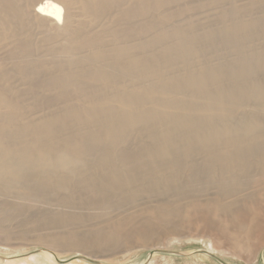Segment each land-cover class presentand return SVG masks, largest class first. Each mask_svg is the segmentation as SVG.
<instances>
[{
  "label": "rangeland",
  "instance_id": "1",
  "mask_svg": "<svg viewBox=\"0 0 264 264\" xmlns=\"http://www.w3.org/2000/svg\"><path fill=\"white\" fill-rule=\"evenodd\" d=\"M33 1L0 0V166L19 167L15 177L0 176V264H264V241L250 250L242 238L264 224V104L246 96L264 88V0H103L90 10L71 0L66 35L34 24ZM151 59L154 75H130L128 67L136 72ZM99 65L116 77L103 84L108 94L116 82L162 95L146 91L150 100L139 103L123 92L125 109L98 106L79 121L74 115L97 104L90 93L101 85L87 75ZM207 72L214 76L202 92H191L188 81ZM164 91L173 103L160 111ZM216 94L230 96L207 99ZM202 102L222 108L206 116ZM152 113V124L129 128V114ZM250 121L252 130L239 128ZM108 122L117 140L103 138ZM228 123L237 131L209 138ZM62 158L75 164L63 168ZM199 210L205 224L194 219ZM206 224L224 234L213 252L200 236Z\"/></svg>",
  "mask_w": 264,
  "mask_h": 264
},
{
  "label": "bare ground",
  "instance_id": "2",
  "mask_svg": "<svg viewBox=\"0 0 264 264\" xmlns=\"http://www.w3.org/2000/svg\"><path fill=\"white\" fill-rule=\"evenodd\" d=\"M103 0H83V2H84V8H86V9H88V10H90L89 8H91V7H94L95 5H97L98 3H100V2H102ZM106 2H108V0L106 1ZM77 3V2H76ZM109 3V2H108ZM72 5V1L71 0H35V1H33V3H31L30 4V6H31V8H33V9H31L29 12H27V14L29 15V17H31L33 20H34V24H36L37 25V23L38 22H40V23H46V24H48L52 29L54 28L55 30H56V32H58L59 34H61V32L63 33V34H65V30H63V28L64 29H66L67 31L70 29V25H69V19H70V16H71V9L72 8H70V7H72L71 6ZM104 7V6H103ZM99 11H104V9H99ZM98 11V12H99ZM61 27H63V28H61ZM62 29V30H61ZM71 31L69 30V33H70ZM68 33V32H67ZM74 32H73V29H72V33L71 34H73ZM62 34V35H63ZM66 35V34H65ZM64 36V35H63ZM71 36H73V35H69L68 37H71ZM77 37L78 36H76V37H72V38H74V39H71L72 40V44H74L75 42H76V44L78 43V41H77ZM65 38V37H64ZM66 38H67V36H66ZM79 38V37H78ZM66 40V39H65ZM70 40V39H69ZM69 40H67V41H69ZM79 41H80V38H79ZM63 42H66V41H63ZM85 43V42H84ZM71 46V45H70ZM181 46H183V45H181ZM187 46V45H186ZM184 47V46H183ZM189 47V46H188ZM185 48H187V47H185ZM74 49V48H73ZM190 49V48H189ZM79 50V49H78ZM191 50V52H193L192 51V48L190 49ZM120 51H122V50H120ZM168 51H170V50H168ZM123 52V51H122ZM121 52V53H122ZM117 53H118V51H117ZM120 53V54H121ZM124 53V52H123ZM122 53V54H123ZM121 54V56H123ZM91 55V54H90ZM95 56V55H94ZM118 56H120V55H118L117 54V56H116V59H114V61H117L118 60ZM132 59H135V58H133L132 57ZM148 59V58H147ZM130 62H131V64L133 63V61L132 60H129ZM137 61V60H136ZM174 61V60H173ZM150 62H152L151 64V66H149V67H144V66H142V67H144V68H147V69H144V68H141V67H138V66H136V69H135V71L136 72H134V69L133 68H130V67H128L127 68V70H129L130 71V75L131 76H134V77H136V78H140V77H145V76H149V75H154V72H156L157 70L155 69V62L154 61H152V59L150 60ZM149 62V63H150ZM143 63H145L144 61H143ZM150 65V64H149ZM105 68L104 67H102V66H95V67H92L91 69H90V71H89V73H88V71H86V74L88 73V75H87V77L88 78H90V79H95V80H97V82H95V84L93 85V86H97V85H101V88H94V90L95 91H92L90 94H92L91 96H93V98H94V96L96 97V98H94V99H96V102H97V104H95L94 105V108H92V110H89V112H87V113H85L86 115H82V116H80V115H74L75 117V119H79V121H81V119L83 120V122H87L88 120H90V119H92L93 118V115H95L96 114V109H97V107L98 106H100V108H101V110H103V111H105V110H109V109H112L113 107L112 106H114L115 105V107L117 106V108L118 109H121V110H123V109H125L126 107H125V100L126 101H128V98H135V100H136V102H139V101H148V100H150V96L149 95H146V91H150V93H151V95H156V94H158V95H162L160 92H159V90L160 89H158L157 87H149V88H147V89H145L142 93H141V91H138V90H136V89H133V87H125V88H123V89H120V88H118V86L116 85V82H113L112 84H113V86H112V92L113 93H110V94H108V93H106V91L104 90V88H103V84H106V82L108 81V80H110V79H116V77H113L111 74H108L105 70H104ZM243 71H245V72H247V69H248V67H243V68H241ZM159 71V70H158ZM85 73V72H84ZM86 74H84V75H86ZM70 75V74H69ZM67 76V75H66ZM83 76V75H82ZM212 76H214V74H212L211 72H207V73H205V74H202V75H200V76H198L197 77V79H194V80H191V81H188V87L190 88V90H191V92H194V93H196L197 92V94L199 93H201L202 91H201V89H203L204 88V86H205V82L207 83V78H210V77H212ZM69 77V76H68ZM73 76H71V78H72ZM71 78H69V79H71ZM66 79H68V78H66ZM78 79V78H77ZM75 81H76V79H74ZM79 80H81L80 78H79ZM79 80H78V82H79ZM169 81H173L174 82V80H172V79H168ZM213 80V79H212ZM93 81V80H92ZM77 82V83H78ZM74 83H76V82H74ZM81 83V82H80ZM178 83V82H177ZM108 84V83H107ZM182 84V83H181ZM185 84V83H184ZM81 85V84H80ZM91 85V84H90ZM88 86V85H87ZM208 86V85H207ZM181 87V86H180ZM209 87V86H208ZM211 87V86H210ZM264 87V86H263ZM138 88H139V86H138ZM85 89V88H84ZM210 89V88H209ZM179 90H180V88H179ZM182 90V89H181ZM218 90V89H217ZM246 90V89H245ZM122 91V92H121ZM171 91V90H170ZM187 91V90H186ZM206 91V90H205ZM214 91V90H213ZM216 91V90H215ZM248 91V90H247ZM89 92H90V90H89ZM123 92L125 93V94H127L129 97L128 98H125V97H122V94H123ZM211 92V91H210ZM217 92V91H216ZM219 92V91H218ZM226 92V91H225ZM224 92V93H225ZM84 93V92H83ZM169 93V92H168ZM194 93H192V94H194ZM209 93V92H208ZM221 93V92H220ZM229 93V92H228ZM89 94V93H88ZM164 94H165V99H166V103L164 104V105H162V106H160V107H162L161 109H160V111L161 110H166V109H168L169 108V104H171V103H173V102H171V101H168L167 102V98H170L169 97V95L170 94H167L165 91H164ZM205 94V93H204ZM203 94V95H204ZM215 94V93H214ZM219 94V93H218ZM218 94H216V95H218ZM241 94V93H240ZM212 95V94H211ZM196 95H191V97H195ZM199 96V95H198ZM223 94H221V95H218L216 98H214V97H212L213 99H211V98H209V97H207V99L208 100H210V101H224V100H226L227 98H229V96L228 97H226V98H223ZM240 96V95H239ZM243 96V95H242ZM246 96H249L250 98H252V99H254V101L256 100V99H258L262 104H264V88H262V86H261V88L260 89H253L252 91H248V93H247V95ZM188 97V96H187ZM190 97V98H191ZM195 98H197V97H195ZM99 99V100H98ZM198 99H199V97H198ZM240 99V98H239ZM184 100H186V99H183V100H180V101H184ZM190 100V99H189ZM188 100V101H189ZM250 100V99H249ZM99 101V102H98ZM129 101H131V100H129ZM153 101V100H152ZM180 101H178V103L180 102ZM195 101V100H194ZM197 102H198V100H196ZM200 101H203L202 100V98L200 99ZM162 102H164V101H162ZM140 103V102H139ZM193 103V102H192ZM202 103H204V102H202ZM130 104H132V103H130ZM145 104V103H144ZM205 104V103H204ZM258 104H260V103H258ZM178 105V104H177ZM181 105H183V104H181ZM214 105H216V106H212V105H207V104H205V108H206V110L207 111H211L210 113H208V114H206V116H209V115H213V113H214V111H215V109H221L222 107L220 106V105H217V104H214ZM132 106V105H131ZM188 106V105H187ZM186 106V107H187ZM201 106V105H200ZM262 107H263V105H261ZM92 107H93V105H92ZM177 107V106H176ZM194 107V106H193ZM171 108V107H170ZM195 108V107H194ZM91 109V108H90ZM117 109V111H119ZM129 109H130V107H129ZM132 109V108H131ZM175 109V108H174ZM197 109H199V108H197ZM202 109H204V108H202ZM103 111H102V113H103ZM116 111V110H115ZM151 111V110H150ZM180 111V110H179ZM222 111V110H221ZM112 112V111H111ZM146 112H148V111H146ZM157 112V111H156ZM185 112H187L186 110H185ZM192 112H193V110H192ZM223 112V111H222ZM222 112L220 113V114H222ZM172 113V112H171ZM183 113V112H182ZM188 113V112H187ZM197 113V112H196ZM224 113V112H223ZM75 114V113H74ZM164 114V113H163ZM169 114V113H168ZM178 114V113H177ZM189 114H190V112H189ZM146 115V114H145ZM173 115V114H172ZM174 115H175V113H174ZM186 115V114H185ZM198 115V114H197ZM196 115V116H197ZM223 115V114H222ZM139 115H134V116H132V115H128V116H126V118H132V119H130V122H129V125L131 126V127H129V126H127V127H129V128H132V127H137V125H138V123L140 122V121H142V122H146V121H149V122H151V124H152V122H155L156 121V117L158 116H155V114H153L152 113V115L150 116H143V117H138ZM161 116V115H160ZM165 116H166V114H165ZM193 116V115H192ZM205 116V117H206ZM215 116V115H214ZM224 116V115H223ZM124 117H125V115H124ZM138 117V118H137ZM164 117V116H163ZM162 117V118H163ZM181 117H183V116H181ZM204 117V118H205ZM216 117V116H215ZM73 118V117H72ZM173 118H175V117H173ZM188 118V117H187ZM200 118V117H199ZM201 118H203V117H201ZM203 118V119H204ZM177 119V118H176ZM124 120V119H123ZM162 120H164V122L166 121V119H162ZM162 120H158L157 122H159V123H163V121ZM209 120H210V118H209ZM172 121V120H171ZM182 121V120H181ZM184 121V120H183ZM188 121H190V120H188ZM201 121V120H200ZM202 121H204V120H202ZM208 121V120H207ZM113 122V121H112ZM169 122V121H168ZM251 122V121H250ZM255 122V121H254ZM125 123V122H124ZM128 123V122H127ZM126 123V124H127ZM167 123V122H166ZM252 123H253V121L251 122V123H249V122H245V123H242L241 124V126L239 127L241 130H243V131H249V130H252L254 127L252 126ZM100 124V123H99ZM125 124V125H126ZM170 124V123H169ZM174 124V123H173ZM183 124V123H182ZM192 124V123H191ZM119 125V124H118ZM140 125V124H139ZM146 125V124H145ZM194 126V125H193ZM196 126V125H195ZM101 127H103L104 128V135H103V138H105L106 140L107 139H110V140H113V139H115V140H117L116 138L117 137H120V136H118L119 134H121V133H118L119 132V129L117 128V125H115L114 123H106L104 126L102 125ZM198 127V126H197ZM141 128V127H140ZM125 129V128H124ZM192 129V128H191ZM196 129V128H195ZM117 130H118V132H117ZM132 129H130V131H131ZM194 130V129H193ZM198 130V129H197ZM213 130V129H212ZM121 131V130H120ZM123 131V130H122ZM121 131V132H122ZM154 131V130H153ZM191 131V130H190ZM237 131V129H236V125H233V124H230V123H228V124H226L225 126H222L221 128H219L218 130H216L213 134H211L210 136H209V138L210 139H212L213 141L215 140V142H216V139L219 137V136H229V135H231V133H234V132H236ZM196 132V131H195ZM194 132V133H195ZM198 132V131H197ZM189 134V133H188ZM193 134V133H192ZM198 134V133H197ZM194 137H196V136H194L193 135V138ZM205 137V136H204ZM207 137V136H206ZM193 138H192V140H193ZM197 139H198V137H197ZM202 139V138H201ZM210 139H208L209 141H211ZM188 140H189V138H188ZM205 142V141H204ZM209 144V143H208ZM211 144H212V141H211ZM32 149V148H31ZM30 149V150H31ZM34 150H36V149H34ZM156 150V149H155ZM8 151V150H7ZM160 151V150H159ZM37 153H39V154H49V153H47L46 152V150L44 151L43 150V148L42 147H40L39 149H37V151H36ZM225 152V151H224ZM3 153V152H2ZM9 153V152H8ZM157 153V152H156ZM228 153V152H227ZM7 155V154H6ZM46 155V156H47ZM232 155V154H231ZM26 156V155H25ZM164 157V156H163ZM44 158V157H43ZM60 162H63L64 163V165H63V168H67V167H70L73 163H70V164H68V161H66L64 158H62V161H60ZM3 163V162H2ZM14 163V162H13ZM34 164V163H33ZM37 164V163H36ZM62 164V163H61ZM75 164V163H74ZM73 164V165H74ZM44 165V164H43ZM31 166H32V164H31ZM38 166V165H37ZM36 166V167H37ZM42 166V165H41ZM47 166V165H46ZM50 166V165H49ZM62 166V165H61ZM33 167V166H32ZM35 167V168H36ZM43 167V166H42ZM19 167H18V164L17 163H15L14 165L13 164H1V166H0V176L2 175H4V174H12V172H13V175L12 176H14L16 173H17V169H18ZM263 168V167H262ZM15 169V170H14ZM16 176V175H15ZM14 176V177H15ZM129 185V184H128ZM197 202H200V201H197ZM196 202V204L198 205V203ZM192 202H190V204H191ZM206 204H207V202H205ZM213 203L215 204L216 203V201L214 202L213 201ZM212 203V204H213ZM189 204V205H190ZM217 204V203H216ZM219 204V203H218ZM193 205H195V203L193 202ZM205 205V204H204ZM209 205H211V204H209L208 203V205L207 206H209ZM222 205V204H221ZM252 205V204H251ZM214 207H215V205H213ZM217 206V205H216ZM219 206H220V204H219ZM219 206H217V207H219ZM187 208H189L188 206H186ZM191 207H192V204H191ZM214 207H212V209L214 208ZM221 207V206H220ZM223 207V206H222ZM226 207V206H225ZM237 207V206H236ZM196 208H203V206L201 207V205H198ZM196 208L194 207V208H191V210H193V209H195L196 210ZM207 208H209V207H207ZM207 208H205V210L207 209ZM224 208V207H223ZM222 208V209H223ZM165 209V208H164ZM190 209V208H189ZM210 209V208H209ZM211 209V210H212ZM216 209V208H215ZM219 209V208H218ZM217 209V211L220 213V211L222 210L221 208V210L219 209L218 210ZM225 209V208H224ZM230 209V208H229ZM251 209H253V211H254V209H255V213L254 212H252V213H254V214H258V215H260L259 213H260V210L261 209H256V207L255 208H251ZM184 210V209H183ZM202 210V209H201ZM171 211V210H170ZM185 211V210H184ZM188 211V210H187ZM200 211V210H199ZM203 211V210H202ZM216 211V210H215ZM215 211H213V213L215 212ZM226 211H228L227 210V208H226ZM165 212H166V210H165ZM191 212V211H190ZM190 212H188L189 214H190ZM193 212V211H192ZM204 212V211H203ZM203 212H196V211H194V217L195 216H197V219H199L200 217V214H202V215H204V213ZM224 212V211H223ZM229 212V211H228ZM234 212H236V211H234ZM240 212H242V210H239V212L238 213H236V214H241ZM261 212H263V211H261ZM169 213V212H168ZM207 213H209L211 216L213 215V213L211 214V212L210 211H207ZM207 213H205L206 215H208ZM217 213V212H216ZM215 213V217L217 218L218 216H216L217 214ZM170 214V213H169ZM196 214H198V215H196ZM223 214V213H222ZM231 214V213H230ZM230 214H229V216H230ZM242 214H244V212H242ZM241 214V215H242ZM192 214H190V216H191ZM201 215V216H202ZM226 215V214H225ZM231 215H233V214H231ZM247 215V214H246ZM169 216V215H168ZM170 216H172V214H170ZM188 215H186V217H187ZM220 216H222L221 218H226V216H224L223 217V215H220ZM234 216V215H233ZM238 216H240V215H238ZM237 216V218H239ZM244 216V215H243ZM243 216H241V218L243 217ZM166 217V216H165ZM185 217V218H186ZM194 217H192L191 216V218H194ZM202 217H204V216H202ZM201 217V218H202ZM210 217V216H209ZM228 217V216H227ZM251 218L249 219V217H248V221H250V223H247V224H250L251 226H252V222H256L257 223V221H259L258 219L261 217H258L257 218V216H250ZM200 218V220H202L201 222H203L204 224L206 223V221L205 220H203V219H201ZM207 218V217H206ZM215 218V219H216ZM220 218V219H221ZM230 217H228V219H229ZM236 218V219H237ZM246 218H247V216H246ZM172 219V218H171ZM187 219H188V217H187ZM195 219V221H196V217L194 218ZM194 219H192V220H194ZM228 219H226V220H228ZM233 218L231 217V219L230 220H232ZM240 219V218H239ZM166 220H168V218L166 219ZM189 220H190V218H189ZM200 220H198V221H200ZM207 220V219H206ZM210 220V219H209ZM217 220V219H216ZM225 220V219H224ZM241 220V219H240ZM244 220V219H243ZM168 221H170V218H169V220ZM187 221V220H186ZM195 221H193V222H195ZM208 221V220H207ZM215 221V220H214ZM220 221H222L223 222V220H220ZM229 221V220H228ZM233 221H235L234 219H233ZM237 221H238V219H237ZM260 221H262V220H260ZM189 222V221H188ZM191 222V224H192V221H190ZM189 222V223H190ZM200 222V225L201 224H203V223H201ZM212 222V221H211ZM216 222V221H215ZM189 223H187V224H189ZM196 223H197V221H196ZM208 223V222H207ZM226 223V222H225ZM236 223V222H235ZM253 223V224H254ZM263 223V222H262ZM191 224H189V225H191ZM212 224V226L213 227H216L217 228V226H215L214 224H213V222L211 223ZM218 224L220 225V223L218 222ZM229 224H230V222H229ZM239 224V223H238ZM199 225V226H200ZM210 225V224H209ZM209 225H204V226H206L205 228L207 229V230H203L202 229V227H204V226H202L201 227V229L203 230V232L200 234V236L201 237H206V235L208 236L207 238H209L211 241H212V243H211V245H209L210 247H211V249H210V251L211 252H213V250H216V247H220L221 245H219V244H221L222 242H220L222 239V237H223V235L224 234H222V232H221V234H220V236L222 235V237H220V238H218L217 236H216V234L218 233V228H217V233H214L215 231H213V229L211 228V225H210V227H209ZM216 225H217V223H216ZM218 225V226H219ZM224 225V224H223ZM239 225H241V223L239 224ZM170 226V225H169ZM193 226V225H192ZM194 226H197V225H195V223H194ZM208 226V227H207ZM241 226H246V225H241ZM175 227V226H174ZM173 227V228H174ZM231 227V226H230ZM235 227V226H234ZM237 227V226H236ZM246 227H249L248 225L246 226ZM198 229H199V227H197ZM215 228V229H216ZM242 228V227H241ZM245 228V227H244ZM214 229V230H215ZM174 230H176V229H174ZM187 230V229H186ZM195 230H196V228H195ZM169 231H170V233L172 232L170 229H169ZM168 231V232H169ZM178 231V230H177ZM190 231V230H189ZM199 231V230H198ZM200 232V231H199ZM236 232V231H235ZM264 224H261V222H259V224H257L256 226H255V224L253 225V227H249V228H245V231H244V233H243V235L242 234H240V232L239 233H237V234H239V235H242L243 237V239L246 241V246H247V248H249L250 250H253V247H255L256 245H258L259 243H262L263 241H264ZM204 234V235H203ZM206 234V235H205ZM236 234V233H235ZM236 234V236L238 237V235ZM218 235V234H217ZM231 234H229V236H230ZM232 236V235H231ZM230 236V237H231ZM235 236V237H236ZM227 237V236H226ZM230 237H229V239H230ZM234 237V238H235ZM237 237L235 238V239H237ZM240 237V236H239ZM161 238V237H160ZM241 238V237H240ZM221 239V240H220ZM231 240H233V238L231 239ZM230 240V241H231ZM237 240H239V239H237ZM241 240V239H240ZM210 241V242H211ZM223 241V240H222ZM229 241V242H230ZM234 241V240H233ZM232 241V242H233ZM216 242L217 243H219V244H217V245H215L216 244ZM240 242V241H239ZM234 243V242H233ZM237 243H235V245H236ZM239 244V243H238ZM240 244H243V243H240ZM239 246V245H238ZM241 246V245H240ZM242 249H244V248H242Z\"/></svg>",
  "mask_w": 264,
  "mask_h": 264
}]
</instances>
